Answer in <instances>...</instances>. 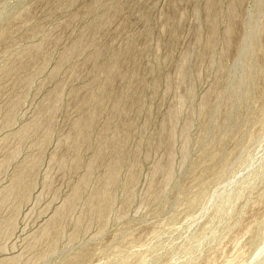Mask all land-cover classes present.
Masks as SVG:
<instances>
[{
  "label": "rangeland",
  "instance_id": "1",
  "mask_svg": "<svg viewBox=\"0 0 264 264\" xmlns=\"http://www.w3.org/2000/svg\"><path fill=\"white\" fill-rule=\"evenodd\" d=\"M3 262L264 264V0H0Z\"/></svg>",
  "mask_w": 264,
  "mask_h": 264
},
{
  "label": "bare ground",
  "instance_id": "2",
  "mask_svg": "<svg viewBox=\"0 0 264 264\" xmlns=\"http://www.w3.org/2000/svg\"><path fill=\"white\" fill-rule=\"evenodd\" d=\"M97 4V3H96ZM69 5V4H68ZM100 5V4H99ZM207 5H209V4H207ZM97 6V5H96ZM95 6V7H96ZM233 6V5H232ZM106 17V16H105ZM208 19H210V18H208ZM103 22V21H102ZM210 22V21H209ZM102 24V23H101ZM96 25V24H95ZM98 25H100V24H98ZM211 25V24H210ZM103 26V25H102ZM212 26H213V24H212ZM99 28V27H98ZM94 29H96V28H94ZM213 29L214 28H212L211 30L213 31ZM98 31V29H96V31L95 32H97ZM92 33H94V32H92ZM212 34H214V32L212 33ZM229 35H230V33H229ZM210 37V36H209ZM212 37V36H211ZM210 37V38H211ZM230 37V36H229ZM228 37V38H229ZM213 38V37H212ZM211 40V39H210ZM213 41V40H212ZM210 45L209 46H211V43H209ZM83 45V44H82ZM131 48V47H130ZM74 49H76V48H74ZM81 50V49H80ZM73 53H75V52H73ZM29 55V54H28ZM93 59V58H92ZM98 59V58H97ZM117 60V59H116ZM34 64V63H33ZM118 64V63H117ZM32 65V64H31ZM114 65H116V64H114ZM116 67V66H115ZM116 68H118V67H116ZM112 72H114V71H112ZM109 76H111V75H109ZM125 79V78H124ZM128 80V79H127ZM126 80V81H127ZM109 81V80H108ZM128 82V81H127ZM110 85H111V83H109ZM130 84H132V82L130 83ZM100 86V85H99ZM98 86V87H99ZM108 87L109 85H105V87ZM111 87V86H110ZM135 87V86H134ZM130 88V87H129ZM99 89V88H98ZM108 90V89H107ZM129 90V89H128ZM94 91V90H93ZM98 91V90H97ZM104 91H106V90H104ZM109 91V90H108ZM92 92V91H91ZM99 92V91H98ZM107 92V91H106ZM97 93V92H96ZM108 93V92H107ZM120 94V93H119ZM98 95V94H97ZM105 95V94H104ZM107 96V95H106ZM120 96V95H119ZM99 97V96H98ZM98 97H96L97 99H99ZM90 98L91 99H95V97L93 98L92 96L91 97H89V98H87V100H90ZM101 98H103V96L101 97L100 96V99ZM119 98V97H118ZM121 98V97H120ZM117 99V98H116ZM115 99V100H116ZM205 99H208V98H205ZM103 100V99H102ZM114 100V101H115ZM120 100V99H119ZM119 100L117 101L116 100V102L118 103L119 102ZM122 100V99H121ZM97 101V100H96ZM205 101H207V100H205ZM51 102V101H50ZM50 102L48 103V104H50ZM101 102V101H100ZM86 103V102H85ZM114 103V102H113ZM116 103V104H117ZM120 103V102H119ZM123 103V102H122ZM121 103V104H122ZM206 103V102H205ZM209 103V102H208ZM97 104V103H96ZM116 104H114V105H116ZM207 104V103H206ZM88 105H89V102H88ZM100 105V104H99ZM114 105H113V109H114ZM96 106V105H95ZM206 106V105H205ZM204 106V107H205ZM209 106V105H208ZM89 106H87V108H88ZM97 107V106H96ZM98 108V107H97ZM203 108V107H202ZM91 109H92V107H91ZM116 109V108H115ZM118 109V108H117ZM204 109V108H203ZM207 109H208V107H207ZM95 110H97V109H95ZM119 110V109H118ZM91 111H93V110H91ZM88 115V114H87ZM91 115V114H90ZM94 116V115H93ZM44 117V116H43ZM84 117V116H83ZM90 117V116H89ZM82 118V117H81ZM91 118V117H90ZM90 118H86V119H88V120H86V119H83V120H81L80 122H78L77 124H76V129H78L79 130V132H80V134H79V136H78V134H77V136H74V137H76V138H74L73 139V142L75 143V144H77L78 142H82L83 141V139H84V134L86 135V133H87V126L89 125V122H90ZM48 119V118H47ZM46 119V120H47ZM41 122H42V120H41ZM40 122V123H41ZM42 124H44V122L42 123ZM92 126V125H91ZM49 127V126H48ZM43 128H44V126H43ZM87 129V130H85V132H84V129ZM89 128V127H88ZM39 130V129H38ZM77 130V131H78ZM121 130V129H120ZM83 132H84V134H83ZM72 133H74V132H72ZM71 133V134H72ZM119 134V133H118ZM123 134V133H122ZM120 135V134H119ZM123 136H124V134H123ZM88 136H86V138H87ZM120 137H122L121 135H120ZM126 138V137H125ZM69 140H71V138L69 139ZM80 140V141H79ZM67 142V141H66ZM72 142V143H73ZM118 142H120V141H118ZM71 143V144H72ZM73 143V144H74ZM117 143V142H116ZM80 144H82V143H80ZM118 144H120V143H118ZM78 145V144H77ZM115 145V144H114ZM68 146H70V148H72L73 147V145H72V147H71V145H69V143H68ZM82 146V145H81ZM117 146V145H116ZM69 148V147H68ZM75 148V147H74ZM73 148V149H74ZM79 148H80V146H79ZM115 148V147H114ZM77 149V148H76ZM116 149V148H115ZM70 150H72V149H70ZM73 151H76L75 149L73 150ZM78 151V150H77ZM76 151V152H77ZM113 151H115V150H113ZM99 152H97L96 154H98ZM115 154V153H114ZM120 154V153H119ZM97 156H100V155H97ZM113 157H114V155H113ZM95 158V157H94ZM120 160H121V158H120ZM34 161V160H33ZM32 162V161H31ZM111 163H112V161H111ZM111 165V164H110ZM119 163H118V158L117 159H115V161L112 163V168H111V170H110V173H109V175H108V181H106L105 182V185L101 188V190L99 191V192H97V194H96V202L97 203H100V204H104L105 202H107V200H108V188L110 187V185H109V182L113 179V177H114V175H115V173L118 171V168H119ZM88 169V168H87ZM91 169V168H90ZM92 171V170H91ZM87 172H88V170H87ZM89 173H90V171H89ZM89 173H87V176L89 175ZM86 176V177H87ZM90 176V175H89ZM169 177V176H168ZM86 180H88V179H86ZM132 180V179H131ZM132 182V181H131ZM18 186V185H17ZM19 187V186H18ZM20 189H21V187H19ZM22 190V189H21ZM23 191H24V189H23ZM81 191V190H80ZM102 207V206H101ZM100 207V208H101ZM57 219V218H56ZM55 222H56V220H55ZM54 228V227H53ZM0 264H8V263H6V262H3V263H0ZM74 264V263H73ZM76 264V263H75Z\"/></svg>",
  "mask_w": 264,
  "mask_h": 264
}]
</instances>
